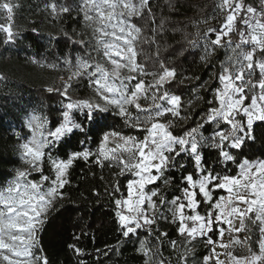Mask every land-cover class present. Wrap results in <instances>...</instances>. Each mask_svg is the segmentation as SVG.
I'll list each match as a JSON object with an SVG mask.
<instances>
[{"label": "snow or ice", "instance_id": "obj_1", "mask_svg": "<svg viewBox=\"0 0 264 264\" xmlns=\"http://www.w3.org/2000/svg\"><path fill=\"white\" fill-rule=\"evenodd\" d=\"M147 5L148 0L138 3L134 0H80L83 21L92 29L98 48L103 50L112 67L109 69L100 63L93 65L78 57L75 71L68 79L87 75L90 86H95L94 91L103 103L72 100L68 95L71 85L66 82L60 95L68 102L63 104L62 120L57 126L48 127L47 117L35 114L26 121L31 135L19 149L20 159L27 167L16 169L15 176L0 187V264H48L46 256L34 251L39 245L38 232L54 202L63 198L62 189L69 183L68 171L74 161L83 159L87 162L92 156L100 166L108 162V166L119 169L118 175L132 177L125 185L127 195L114 199L115 215L124 237L135 234L138 229L150 228L156 223L160 207L168 204L172 222L179 223L177 231L182 237L189 242L197 237H207L206 243L212 248L203 258V264L212 261L214 264H264V159L244 157L238 160L246 143L255 139L254 122H264V8L258 11L252 5H246L245 0H221L219 7L225 13L224 23L219 31L208 29L217 34L210 41L213 47L206 45L201 59H207L214 47L223 46L222 38L236 30L238 18L245 27L238 31L240 40L232 48V55L221 64L220 87L214 90L215 106L208 109L203 123L198 122L182 134H174L171 130L173 121L165 123L161 118L171 114L183 119L180 116L181 97L161 90L175 78V70L161 63V72L145 73L143 65L137 62L134 42L141 29L131 22V18L140 16ZM14 7L11 0H0V12L6 13L9 21L13 19ZM49 7L53 14L70 11L68 7L58 10L56 3ZM0 31L5 34V43L13 40L10 23L0 24ZM245 45L250 47L245 49ZM257 69L258 78L255 77ZM124 70L129 74L124 75ZM132 73L157 78L146 83ZM150 91L151 96L148 95ZM141 99H151L152 103L145 107L140 103ZM157 101H166L168 107ZM110 107L118 110L126 126L143 131V139L113 130L103 133L95 152L85 148L71 152L67 159H60L48 151L74 131L86 133L87 129L77 121L74 112L79 111L92 122L97 113H106ZM131 108H135V115ZM205 124L216 125L211 136L206 137L201 131ZM208 147L218 152L221 163L232 162L236 174L206 168L201 150ZM181 156L191 159L194 172L183 176L187 186L180 189L182 195L168 201L158 187L149 190L147 186L161 181L168 185L171 176L167 174L177 166L185 167L179 162ZM45 161L51 168V176L44 174ZM33 172L40 174L39 180L29 178ZM217 190H223L226 195L215 197ZM112 191L120 192L119 183ZM202 204L208 205L205 214L199 211ZM253 226H258L260 232L255 248L251 245L250 235L243 240L238 235L251 233ZM212 232L218 233V239L209 235ZM226 233L231 236L227 243L223 240ZM171 244L175 247L176 241ZM238 245H243L248 255L235 254L233 249ZM216 247L224 251L217 253ZM76 251L81 252L80 249ZM138 251L149 257L145 264H152L151 249L146 247L145 241H141Z\"/></svg>", "mask_w": 264, "mask_h": 264}, {"label": "trees", "instance_id": "obj_2", "mask_svg": "<svg viewBox=\"0 0 264 264\" xmlns=\"http://www.w3.org/2000/svg\"><path fill=\"white\" fill-rule=\"evenodd\" d=\"M220 2L221 0H148V5L141 10L142 14L131 18V22L141 29L134 45L137 62L143 65L144 71L159 73L162 71L161 63L175 70V78L161 90L181 97L180 116L183 119L174 118L171 114L163 117L165 122L173 121L171 130L174 134H182L184 130L195 127L198 122L203 123L208 109L215 106L214 90L220 86L218 76L222 62L229 56V44L224 42L222 47H214L205 60L201 57L205 55L206 45L213 47L210 41L216 38L217 33L208 32V29L220 30L223 21V17L219 15ZM261 2L262 0H245L246 5L257 9ZM15 3L13 40L5 43L0 32L3 59L10 62L27 58L38 64L52 65L59 73L50 88L44 84L32 85L3 71L0 73L5 81L18 83L29 93L44 117H47L48 127L54 128L62 120L63 104L68 102L60 95L65 83L71 85L68 95L72 100L84 99L90 89V82L85 75L74 77L71 81L68 79L75 69L78 57L86 58L92 63L95 60L94 45L84 36L85 23L83 14L79 11L80 0H15ZM52 3L57 4L58 10L59 7H68L70 11L53 14L49 7ZM5 18L6 13L0 12V24ZM244 27L238 18L236 30L230 33L231 45L239 42L238 31ZM255 77H259L258 70ZM148 95L151 96V91ZM17 101H24V93L0 90V187L22 166L15 147L29 133L13 107V103ZM209 101H213V104H209ZM140 103L147 107L152 100L141 99ZM130 110L136 114L135 108ZM73 115L84 124L87 131H74L48 150L54 158L67 159L71 152L83 151L85 148L95 152L104 132L115 130L140 139L145 134L135 127L126 126L115 109L97 113L92 122H88L79 111ZM215 127V124H205L201 131L208 137ZM81 140L85 143L81 144ZM201 151L202 163L206 168L236 174V166L232 162L221 163L216 150L208 147ZM247 158L264 159V149L249 154ZM94 161L95 156L90 157L87 162L83 159L74 161L68 171L69 183L62 189L63 198L54 202L38 232L37 250L47 257L48 264H145L149 257L138 251L141 241H145L146 247L151 249L152 264H159L161 260L164 264H203V258L210 254L212 248L206 243L207 237H197L190 242L182 237L177 231L179 223L172 222V214L168 211L171 206L168 204L160 207L156 223L150 228L138 229L135 234L124 237L115 215L114 199L122 194L126 195L125 185L132 177L118 175L119 169L114 165L108 166V162L102 167ZM183 164V169L177 166L167 174L171 176L168 185L161 181L148 185L147 188L151 190L158 187L168 201L181 196L180 189L187 186L183 182V176L194 172V165ZM44 174L52 175L47 161L44 164ZM39 176V173H35L32 178L39 179ZM116 183L120 185V192L113 193ZM220 195H225V192L217 190L214 193L215 197ZM156 199L159 203V198ZM207 208L208 205L202 204L200 213L205 214ZM241 234L244 237L250 235L251 245L256 247L260 237L258 226H253L251 233ZM209 235L214 240L218 239L217 232ZM171 241H176L175 247ZM76 249L81 252L78 254Z\"/></svg>", "mask_w": 264, "mask_h": 264}, {"label": "rangeland", "instance_id": "obj_3", "mask_svg": "<svg viewBox=\"0 0 264 264\" xmlns=\"http://www.w3.org/2000/svg\"><path fill=\"white\" fill-rule=\"evenodd\" d=\"M11 2L14 5H16L15 0H11ZM134 2L138 3L139 0H134ZM262 8H264V4H262V2H261L259 4V8L257 10L260 11ZM219 15L223 17V21L221 24V26H222L224 23L225 13H223L220 8H219ZM6 17H7V14H6ZM9 23L11 24L12 31H13V28L15 26L13 19L11 21H9L7 18H5V20L2 22L3 25H7ZM220 29H221V27H220ZM0 32L3 35V37L6 38L5 34L2 31H0ZM84 36L86 38H88L89 40H91V42L94 45V49H95L94 50L95 51L94 62L92 63L86 58H84V60H87L89 63H91L93 65L96 63H100V64H103L105 67L111 69L112 66L109 63L108 59L106 57H104L103 50L101 48H98V46L96 44V39H95V36L93 34L92 29L90 27H88L86 24H85V28H84ZM229 37H230V34L226 37H223L222 43L226 42L229 44ZM235 47H236V45H233V44L229 45V48H230L229 56L232 55L231 50H232V48H235ZM244 47H245V49H248L250 46L245 45ZM257 58H259V54H258ZM75 66H76V64H75ZM1 71L11 75L14 78L25 80L26 82H28L32 85L44 84L48 88H50L51 85H53L55 83L56 75L59 73L58 69L52 65L38 64V63L33 62L27 58L14 59V60H11L10 62H7L3 59V55L1 52V48H0V72ZM74 71H75V69H74ZM72 72H73V70H72ZM258 73H259V70H258ZM123 74L128 75L129 73H127V71L124 70ZM132 75H136L138 80L144 79L146 83H152L157 78L153 75H141L139 73H132ZM85 76L87 77V79L89 81V77L87 75H85ZM63 79H65V78H63ZM132 83L135 84L136 81H133ZM94 88H95L94 85L90 86L89 92L84 99H88V100H91L93 102L103 103V101L100 100L99 96H97L96 92L94 91ZM0 90L4 91V92L9 91V90H14V91H17L18 93H24V101L14 102L13 107H14L15 111L17 112V115L20 119V122L26 128H27L26 121L32 115L35 114V115H39V116L44 117L41 109L39 108L37 103L31 98L29 93L25 92L24 89L21 86H19L18 83H9V82L5 81L4 78H2L1 73H0ZM257 91H259V89H257ZM159 103L165 107H168L166 101H160ZM109 109H114V108L110 107ZM115 110H117V109H115ZM161 122H165L163 117L161 118ZM254 129H255V131H254L255 139L252 141H248L246 143L242 152H240L238 159H243L244 157H247L249 154H253V153L258 152L259 150L264 149V122H260V121L254 122ZM28 131H29V129H28ZM30 135H31V133L29 132L28 137ZM26 139L22 140L15 147V152L19 158H20L19 145L21 143H23ZM233 151L235 152L236 150H233ZM179 162L180 163H187V164H190L193 166L191 159L187 156H181L179 158ZM26 167H27V165H25L22 162V166L20 168L23 169ZM35 173H37V172H33L29 178L33 179L32 175ZM14 176H15V174L9 179V181ZM35 180H39V179H35ZM126 195H127V192H126ZM225 195H226V193H225ZM236 226L237 227L239 226L238 222H237ZM225 227H227V226H225ZM238 235H239L241 240L244 239V236L241 233H239ZM230 239H231V236L226 233L224 238H223L224 242L227 243ZM233 250H234L235 254H237V255H245V256L248 255L247 250L243 245L235 246ZM34 251L37 254H39L37 248ZM223 251H224L223 249L216 247L217 253H222ZM221 258L223 259L224 257L221 256ZM213 264H214V262H213Z\"/></svg>", "mask_w": 264, "mask_h": 264}]
</instances>
